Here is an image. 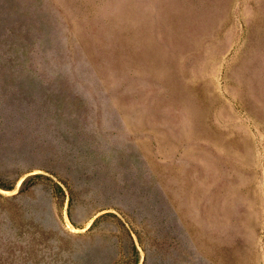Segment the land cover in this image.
Returning <instances> with one entry per match:
<instances>
[{"label": "rangeland", "instance_id": "obj_1", "mask_svg": "<svg viewBox=\"0 0 264 264\" xmlns=\"http://www.w3.org/2000/svg\"><path fill=\"white\" fill-rule=\"evenodd\" d=\"M0 264H264V0H0Z\"/></svg>", "mask_w": 264, "mask_h": 264}]
</instances>
